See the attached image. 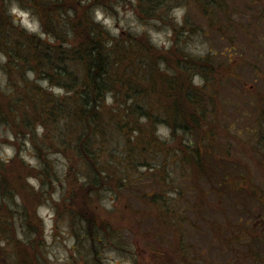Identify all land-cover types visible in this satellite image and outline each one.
I'll list each match as a JSON object with an SVG mask.
<instances>
[{
    "label": "rangeland",
    "instance_id": "obj_1",
    "mask_svg": "<svg viewBox=\"0 0 264 264\" xmlns=\"http://www.w3.org/2000/svg\"><path fill=\"white\" fill-rule=\"evenodd\" d=\"M137 1L64 0L60 5L51 4L44 13L47 17H52L58 8L65 12L71 10L78 13L84 26V12L92 13L96 20L103 22L116 40H132L133 43H137L140 39L139 47L147 48L143 40L146 37L152 44V46L149 44V47H152L150 54L158 55L172 65L174 63L171 62V57L178 58L179 66L186 61L180 63L178 50L189 53L194 59L193 64L189 66V70L195 74L192 80L196 83H193V86L206 85L215 93L214 102L219 115L217 119L220 122V126H217V130L219 128L217 132L219 138L216 140L217 151L222 162L236 163L237 174L241 176L239 191L242 194L238 193L239 197L227 193L219 196L212 192L215 187H209L206 182H202L203 188L208 193L205 203L210 210L207 208L206 215L203 216L190 213V220L197 222L196 227L182 224L183 235L175 238V242L179 244L194 243V250L184 255L185 260L180 254L172 251L174 249L172 229L167 230L159 225L157 227L159 232L147 231L144 221L149 219L159 223L158 214L149 205L136 211L138 206L136 201H140L138 195L162 194L173 199L176 196L175 188L183 187L184 197L190 200L194 197V192L187 188L193 183L190 166L180 161V151L176 143V140L182 143L188 142L191 136L178 132V136L173 138L170 128L165 123L164 115L170 100L161 92V83L157 84L152 94L147 91L145 95L135 100L139 114H148L153 120L143 119L140 122L141 133L137 147L128 144L125 135L114 131L112 133L114 137L104 141V144L113 145L111 148H114V153L110 155L109 146L97 153L101 156L98 164L102 162L99 166H102L104 172L105 178L101 176L104 184L100 187L99 202L92 198L91 193L88 194L91 204L93 202L92 208H96H91L92 212L90 207L86 210L92 213L95 219L101 221L102 226L120 228L119 233H122L123 240H119L117 245L119 248L108 244L100 247L101 254L98 259L101 263H96L91 260L86 244H77L71 232L69 216L61 200L62 197H68L73 189L80 193L84 187L92 186L83 178L86 173L81 165L79 171L77 164L73 166L74 170L67 171L69 164L76 163L69 159V156L73 155L80 141L77 137L80 131H75L72 121L60 122L62 127L66 125L69 127L62 131V136L54 135L52 132L56 139L63 138L67 143V147H62L61 151L59 145L48 149L52 135L48 136L45 127L37 121L32 125V133L39 147L30 143L28 137L15 138L11 128L0 125V157L9 161L10 170L23 172L27 184L34 187L41 198L33 208L29 209V213L36 219L35 228L40 230L39 236L35 239L26 235L20 225L16 232L8 230L4 236L14 239L7 242L8 239L3 240L0 237V264H12L14 244L23 247L25 241L28 243L31 238L39 243L43 256L42 264H92V262L93 264H264V254L263 259L256 262L253 258L255 252L252 256L247 251L248 245L253 242L250 236L260 238L264 232L255 231L248 236L249 238L235 240L242 234V229L238 227L240 221L264 218V175L262 174L264 166L260 165V160L254 152L264 151V118L262 117L264 0H259L257 4H251L249 0H159V8L147 13L138 7ZM87 3L90 6L83 8ZM183 3L186 6H183ZM201 6L209 10H220V16L216 12L218 16L206 18ZM234 7H236L235 12ZM6 8L15 19L13 23L15 26L31 34L42 33L41 37L47 38L37 17L41 14L40 9H31L33 12L29 9L26 11L21 0H7ZM246 8L249 10L244 11ZM81 10L83 13L80 12ZM228 16H236L237 23L233 28L227 24L230 20ZM183 19L188 21V25L182 27L185 33H179L178 50H175L176 55H174L169 52L176 47L173 43V27L177 28ZM208 19L216 20L219 25H211ZM5 62L6 58L0 53L1 90H6L7 87V76L1 70V65ZM162 70L165 71L164 67ZM167 71L168 75L160 73L170 78H174L178 73L175 66L169 67ZM29 80L42 88L51 87L47 89L52 90L54 97L63 95L61 89L52 87L45 79L36 82L37 79L30 75ZM106 103L110 104L111 99L107 98ZM153 122H155L154 126H152ZM150 129L156 136L152 144L149 143V136H152ZM207 147L214 155L213 144L209 143ZM36 148L39 154H43V157L56 166L55 172L59 175L50 178L43 191L40 190L38 179L35 178L38 170L42 169V163L35 154ZM97 150L98 148L94 149L95 152ZM22 163L27 166L22 168ZM66 173L71 176L73 173L76 174L72 178H67ZM126 175L131 178L126 180L123 178ZM139 177L141 180H138ZM156 177H167L166 182L172 184L169 186L170 189H166L165 192L162 186L157 185ZM118 181H125L122 188L116 184ZM228 181L235 184L237 180L231 176ZM249 187L256 190L257 196L262 195L260 198L263 200L258 201L254 198ZM90 192H93V187ZM77 213L79 217H83V213L79 211ZM4 219L5 216L2 217V220ZM80 224L77 222V227L80 226L77 230L81 233ZM215 227L220 231L225 227L224 235L229 237L227 248L222 249L216 241L214 233L218 230ZM155 234H164L165 237L162 236L164 239L160 240L161 236L155 238ZM4 236L2 237L5 238ZM15 239L23 243L12 242ZM240 242L245 243L239 244ZM159 248L166 253L161 254V260L167 256L170 258L169 262L160 263V256L155 252ZM194 254L196 257L191 261Z\"/></svg>",
    "mask_w": 264,
    "mask_h": 264
},
{
    "label": "trees",
    "instance_id": "obj_2",
    "mask_svg": "<svg viewBox=\"0 0 264 264\" xmlns=\"http://www.w3.org/2000/svg\"><path fill=\"white\" fill-rule=\"evenodd\" d=\"M249 1L251 4H257L259 0ZM61 2L64 0H21L25 10L40 9L41 14L37 17L43 27V33L47 34V38L44 39L41 37L42 33L31 34L15 26L13 24L15 19L6 8L7 0H0V53L6 58V62L1 65V70L7 76L6 90L0 88V125L11 128L15 138L28 137L29 142L37 146L39 144L32 133V125L37 121L45 127L48 136L52 135L48 149L59 145L61 151L62 147H67V143L63 138L56 139L54 135L62 136V131H65L68 126L62 127L60 122L72 121L75 131H80L77 136L80 141L73 155L69 156V159L76 163L69 164L67 171L74 170L73 166L76 164L77 171H79L81 165L86 173L83 178L92 185L93 192H90L91 187H84L80 193L73 189L68 197H62L61 200L65 205L71 232L77 244L85 243L91 260L101 263L98 259L101 254L100 247L108 244L119 248L117 245L123 237L122 233H119L120 228L102 226V222L86 210L90 207L91 211L93 206L88 194L91 193L92 198L94 197L99 202L100 187L104 184V172L102 166H99L102 162L98 164L101 156L97 153L104 151L108 146L110 155L114 153L111 143L104 144V141L114 137L112 134L114 131L125 135L126 142L137 147L140 140L139 133H141L140 122L143 119L153 120L148 114H139L135 100L145 95L147 91L152 94L157 84L161 83V92L170 100L164 115L166 116L165 123L170 128L173 138L178 136V132L191 136L188 142L182 143L176 140V143L180 151V161L190 166L193 183L187 188L194 192V197L191 200L184 197L183 187L175 188L176 196L173 199L162 196V194L148 195L145 193L143 196L138 195L140 201H136L138 203L136 211H140L147 205L154 208L157 211L159 223L154 220H145L147 231L149 233L159 232L157 231L159 225L167 230L172 229L171 238L174 240L171 241L175 249L172 251L183 258L190 250H194V243L179 244L175 242V238L183 235L182 224H189L192 228L196 227L197 222L190 220V213L195 216L206 215L208 207L205 201L208 193L203 188L202 182H206L209 187H215L212 192L219 196L227 193L239 197L241 187L239 185L241 176L237 174L236 163L222 162L220 153L217 151L216 140L219 138L217 126H220V122L217 119L219 115H217L218 111L214 102L215 93L206 85L193 86V83H196L192 80L195 74L189 70V66L193 64L194 59L189 53L181 52L177 47L179 33H185L182 27H187L188 21L183 19L177 28L173 27V43L176 47H171L173 51L169 52L176 55L175 50H178L180 63L186 61L179 66L177 65L178 58L171 57V62L174 63L172 65L168 60H162L158 55L150 54L152 47H149V44L151 46L152 44L148 38H143L147 48L139 47L140 39L137 43H133L132 40H116L103 22L96 20L92 13L84 12L85 26L79 19L78 13L71 10L65 12L58 8L52 17H47L44 13L45 9L51 4L60 5ZM159 4V0L137 1L138 7L144 9L146 13L154 12L159 8ZM182 5L186 6L185 3ZM89 6L87 3L83 5V8ZM201 9L206 18L218 16L220 11L209 10L204 6H201ZM235 10L236 7L233 8L234 12ZM246 10L249 8L244 11ZM80 12L83 13V10ZM228 17L230 20L227 24L233 28L237 23L236 16ZM208 21L211 25H219L214 19H208ZM158 66L161 67H159L160 70ZM171 66L177 67L176 76L174 78L162 76L160 72L168 75L167 70ZM163 67L165 71L162 70ZM30 75L37 79L36 82L41 79L47 80L52 87L61 89L63 95L54 97L52 90L47 89L51 87L36 86L29 80ZM200 78L203 81L202 76ZM7 90H9L8 93ZM107 98L111 99L110 104L106 103ZM262 117L264 118V113ZM154 125L155 122L152 126ZM150 131L152 136H149V143L152 144L156 136L153 130L150 129ZM209 143L213 144L214 152L212 153L214 155L207 147ZM95 148H98L96 152ZM254 152L260 160V165L264 166V151ZM35 154L42 163V169L38 170L35 178L38 179L39 188L43 191L46 182L59 175L55 172L56 166L43 157V154H39L38 150ZM8 163V160L0 157V237L11 242L14 238L4 235L8 230L16 232L20 225L27 233L26 235L36 239L40 230L35 228L36 219L29 213V209L41 200L40 194L34 187L27 184L23 172L10 170ZM24 166L27 164L22 163V168H25ZM76 173L72 176L66 173L67 178H72ZM262 174L264 175V172ZM231 176L236 178L235 184L228 181ZM123 178L131 177L126 175ZM156 179L158 180L157 185L162 186L165 192L166 189H170L169 186L172 184L166 182L167 177H156ZM138 180L141 178L139 177ZM125 181H118L116 184L122 188ZM249 189L254 198L258 201L263 200L260 198L262 195H256L254 188L249 187ZM77 211L83 213V217H79ZM4 216L5 219L2 220ZM32 222L34 223L31 224ZM77 222L81 223V233L77 230L80 227H77ZM263 223L264 218L240 221L238 227L242 229V234L238 235L235 240L241 241L255 231L264 232V229H261L264 228ZM215 229L218 230L214 233L216 241L222 249L227 248L229 237L224 235L225 227L221 231L217 227ZM158 236H161L160 240L165 237L164 234H155V238ZM33 238L28 243L25 241L23 247L14 244L12 264H42V251L39 243ZM250 238L253 242L251 241L252 244L248 245L247 251L252 256L255 252L254 260L261 261L264 254V234L260 238L254 236ZM12 242L23 243L16 239ZM243 243L245 242L239 244ZM155 252L160 256V263L170 261L166 255V258L161 260V254H166L161 248ZM195 257L196 254L191 261Z\"/></svg>",
    "mask_w": 264,
    "mask_h": 264
}]
</instances>
